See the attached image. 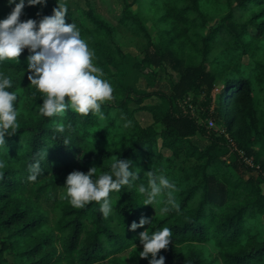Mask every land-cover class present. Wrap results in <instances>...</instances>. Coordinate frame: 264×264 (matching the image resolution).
I'll return each mask as SVG.
<instances>
[{
    "label": "trees",
    "instance_id": "obj_1",
    "mask_svg": "<svg viewBox=\"0 0 264 264\" xmlns=\"http://www.w3.org/2000/svg\"><path fill=\"white\" fill-rule=\"evenodd\" d=\"M133 2L139 14L155 21L161 40L145 44L135 68L166 67L178 74L169 94L139 93L137 108L126 100L106 101L102 118L71 109L46 117L38 111L42 94L27 79V49L19 61L0 64L18 93V130L0 147V264H148L151 254L139 257V234L162 227L172 231L168 248L157 256L163 255L165 264H264V0ZM57 6V0L26 4L20 19L39 20ZM88 6L84 23L118 52L116 27L92 2ZM212 6L224 13L209 27L204 10ZM12 7L0 0V19ZM67 15L66 23H77L69 8ZM117 22L136 37L146 35L136 15L123 14ZM190 93L204 95L203 106L212 107L208 117L223 133L183 110ZM146 98L158 104L142 105ZM139 111L148 112L161 129L142 127L135 117ZM196 134L209 142L205 150L191 142ZM217 147H234L236 156L242 151L258 168L238 156L230 170L211 153ZM46 149L43 174L29 181L30 162ZM117 158L131 159L138 179L110 193L114 211L103 217L96 201L73 207L63 186L66 176L93 166L99 175ZM151 169L175 183L178 208L169 205L162 213L160 204H144L138 187L147 186ZM142 216L150 223L131 230Z\"/></svg>",
    "mask_w": 264,
    "mask_h": 264
},
{
    "label": "clouds",
    "instance_id": "obj_2",
    "mask_svg": "<svg viewBox=\"0 0 264 264\" xmlns=\"http://www.w3.org/2000/svg\"><path fill=\"white\" fill-rule=\"evenodd\" d=\"M14 5L11 11L0 19V64L6 60H17L27 49V79L42 94L39 113L46 117L63 115L71 109L76 113L87 115L90 112L103 117L101 105L113 99L114 87L105 78L104 71L94 62L95 53L86 39L82 38L80 29L73 22L66 23L68 6L58 3L51 15H43L39 20L20 17L27 5L44 4L45 0H7ZM11 76L0 72V147L18 130V93L13 89ZM130 123V122H128ZM127 126V125H126ZM62 130V129H61ZM67 143V141H65ZM47 149L29 164V181H36L43 174L41 160L46 159ZM3 161L0 160V166ZM131 159L117 158L109 170L96 175V167L87 172L73 170L64 181L66 198L76 208L87 203H99V211L107 218L113 211L110 193L119 191L138 179V172L132 170ZM147 186L141 183L138 192L145 196L144 204L153 202L161 205L160 211L167 213L169 205L175 204L173 191L176 185L164 174H156L151 169L146 171ZM166 195L167 199H161ZM150 223L148 217H141L139 223L133 221L131 230ZM143 250L139 257L149 258L148 264H165V257L158 253L167 249L172 241L169 227L139 234Z\"/></svg>",
    "mask_w": 264,
    "mask_h": 264
},
{
    "label": "rangeland",
    "instance_id": "obj_3",
    "mask_svg": "<svg viewBox=\"0 0 264 264\" xmlns=\"http://www.w3.org/2000/svg\"><path fill=\"white\" fill-rule=\"evenodd\" d=\"M66 3L70 11L76 17V25L80 29L82 38L86 39L89 46L94 50L95 58L94 62L97 66L101 67L104 71L105 78L109 79L114 87L113 99L114 100H126L131 108H137V94L149 93L153 91H162L164 93H170L171 83H176L178 80V74L172 72L166 67L161 68H149L145 71H141L135 68V65L141 61L143 54L141 49L144 48L148 41H152L155 44H160L159 27L155 21L149 16H144L138 13V8L134 4L133 0H109L108 7L101 3V0H62ZM88 2H92L95 5L96 12L108 20L116 27L117 46L118 52L110 49L105 37L102 34L94 32L89 25L83 19V13L88 10ZM207 16V23L209 27L214 26L222 17L224 11L217 7H210L205 9ZM123 14H132L139 17V21L144 28L146 35L136 37L127 32L121 27L117 20ZM220 86H216L212 93V106L215 99L218 96ZM205 102L204 95L190 93L187 98L181 103V107L186 113L193 115L198 122L205 126L208 130H218L223 133V130L219 128L210 117H208L207 111L203 104ZM142 105L158 104L154 98H146L142 100ZM136 119L142 127L152 126L156 130H160V124H153L151 115L146 111H139L135 114ZM212 124H211V123ZM191 142L196 145L199 150H205L209 146V142L199 134H196L191 138ZM235 148L231 147H217L211 151L213 155L221 156V159L230 164V170L233 171V165L237 161L235 155ZM239 150H237L238 152ZM242 152V151H240ZM166 154L168 152L165 151ZM238 154V153H237ZM240 158V157H239ZM253 162V161H252ZM250 168H258L254 165ZM249 174L246 171V176ZM264 190V185L262 186ZM209 247H205L208 250ZM213 254L212 252L209 253ZM212 259V257H210Z\"/></svg>",
    "mask_w": 264,
    "mask_h": 264
},
{
    "label": "built area",
    "instance_id": "obj_4",
    "mask_svg": "<svg viewBox=\"0 0 264 264\" xmlns=\"http://www.w3.org/2000/svg\"><path fill=\"white\" fill-rule=\"evenodd\" d=\"M210 123H211V122H210ZM211 124H212V123H211ZM237 153H238L240 159L242 160V162H243L246 166H248V167H253V162H252L253 159H252V158L246 157V156L243 154V152L238 151Z\"/></svg>",
    "mask_w": 264,
    "mask_h": 264
}]
</instances>
